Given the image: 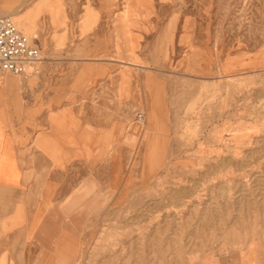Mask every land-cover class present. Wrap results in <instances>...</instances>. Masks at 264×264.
Wrapping results in <instances>:
<instances>
[{
  "label": "rangeland",
  "instance_id": "374dc122",
  "mask_svg": "<svg viewBox=\"0 0 264 264\" xmlns=\"http://www.w3.org/2000/svg\"><path fill=\"white\" fill-rule=\"evenodd\" d=\"M0 13L40 48L27 76L52 72L57 105L78 92L88 129L104 122L97 158L56 173L92 184L76 191L89 217L76 264H264V0H0Z\"/></svg>",
  "mask_w": 264,
  "mask_h": 264
},
{
  "label": "crops",
  "instance_id": "0c3cea01",
  "mask_svg": "<svg viewBox=\"0 0 264 264\" xmlns=\"http://www.w3.org/2000/svg\"><path fill=\"white\" fill-rule=\"evenodd\" d=\"M33 79L0 73V264H76L89 223L76 191L92 184L58 183L56 173L97 158L104 122L88 129L95 115L82 114L78 92L57 105L61 88L52 72ZM51 118L61 122L59 132ZM99 143L100 150L107 144ZM202 264L245 263L228 252Z\"/></svg>",
  "mask_w": 264,
  "mask_h": 264
},
{
  "label": "built area",
  "instance_id": "2783aa9c",
  "mask_svg": "<svg viewBox=\"0 0 264 264\" xmlns=\"http://www.w3.org/2000/svg\"><path fill=\"white\" fill-rule=\"evenodd\" d=\"M42 61L40 48L15 26L10 16L0 15V73L24 77L38 74Z\"/></svg>",
  "mask_w": 264,
  "mask_h": 264
},
{
  "label": "bare ground",
  "instance_id": "6f19581e",
  "mask_svg": "<svg viewBox=\"0 0 264 264\" xmlns=\"http://www.w3.org/2000/svg\"><path fill=\"white\" fill-rule=\"evenodd\" d=\"M8 14H10V13H8ZM0 15H4V13H0ZM7 16H10V15H7ZM10 18H11V20L14 22V24H15V26L17 27V25H16V23H15V21H14V19H13V17L12 16H10ZM18 28V27H17ZM28 32H29V35H31V31H30V29L28 28ZM33 40V39H32ZM34 42H36L37 43V45H39V42L38 41H35L34 40ZM28 75V74H27ZM26 75V76H27ZM20 90V89H19Z\"/></svg>",
  "mask_w": 264,
  "mask_h": 264
}]
</instances>
